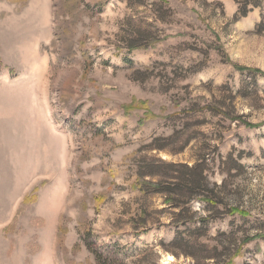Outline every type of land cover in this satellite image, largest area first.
<instances>
[{
    "label": "rangeland",
    "instance_id": "374dc122",
    "mask_svg": "<svg viewBox=\"0 0 264 264\" xmlns=\"http://www.w3.org/2000/svg\"><path fill=\"white\" fill-rule=\"evenodd\" d=\"M235 12L232 0H0V264H193L167 247L197 224L176 228L160 196L140 194L136 162L191 164L201 146L224 204L192 203L207 223L192 243L264 236V77L239 71L264 75V2ZM230 98V117L259 127L184 113ZM189 137L182 153L141 151ZM241 252L232 264H264V239Z\"/></svg>",
    "mask_w": 264,
    "mask_h": 264
},
{
    "label": "trees",
    "instance_id": "16d2710c",
    "mask_svg": "<svg viewBox=\"0 0 264 264\" xmlns=\"http://www.w3.org/2000/svg\"><path fill=\"white\" fill-rule=\"evenodd\" d=\"M232 1L236 5V12L233 16L234 22L245 18L253 9L261 8L264 2V0ZM263 27L264 16H261L260 22L256 25V31L261 33ZM137 48H140V46H137L134 42H128V50ZM239 71H247L253 75L264 77L263 74H259V72L255 70L241 68ZM232 101L233 98H230V100L221 99L213 105L206 104L198 110H189V112L184 111V113H186L187 118H190L195 113H200L196 115H201L203 117L223 116L232 122L239 121L240 123V117H230L231 113L234 112ZM199 123L201 124L202 122ZM240 124L247 128L259 127V125L244 124V122ZM186 126L187 124L185 127ZM193 139L194 138L190 137L187 138L177 150H174L170 148V144H164L163 139L154 138L149 144L143 146L141 151H168L172 154L182 153ZM208 147L201 146L195 153L194 161L191 164L167 162L155 156L145 155L140 157L136 162V177L139 183L138 190L142 196H160L163 205L166 206L167 209L173 210L170 224L176 228L185 226L188 223L197 224V228L176 231L175 237L167 247L171 253L191 258L193 264H232V262L242 254L241 249L243 245L257 239H264V236H261L263 233H259L252 237L248 236L241 244L232 243V247H220L218 245L208 247L204 244H196V246L192 243V238L199 237L202 233V228L207 225L206 218H195L194 213L190 210L192 203L197 201L207 206V208H215L218 205L224 204L221 196L224 185L221 184L217 186L215 184H210L208 181ZM213 148H216L215 145ZM229 159L231 158H228L227 161H229ZM227 161L221 162V164L224 165ZM227 214L239 215L241 217L248 216V213L235 207L227 208ZM139 218L141 227H144L146 221L143 218L141 219V216H139ZM142 231H145V229ZM198 233L200 234L195 236ZM186 234H188L189 237H187ZM204 235H206V232H204ZM222 256H224L223 259L221 258ZM96 260L97 262L100 260V254H96Z\"/></svg>",
    "mask_w": 264,
    "mask_h": 264
},
{
    "label": "bare ground",
    "instance_id": "6f19581e",
    "mask_svg": "<svg viewBox=\"0 0 264 264\" xmlns=\"http://www.w3.org/2000/svg\"><path fill=\"white\" fill-rule=\"evenodd\" d=\"M61 140H62V139H61ZM170 260H171V258L169 257V258L167 259V261L169 262ZM168 262H167V263H168ZM45 263H46V262H45Z\"/></svg>",
    "mask_w": 264,
    "mask_h": 264
}]
</instances>
